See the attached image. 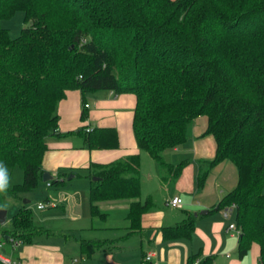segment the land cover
<instances>
[{
    "label": "trees",
    "instance_id": "1",
    "mask_svg": "<svg viewBox=\"0 0 264 264\" xmlns=\"http://www.w3.org/2000/svg\"><path fill=\"white\" fill-rule=\"evenodd\" d=\"M18 10L26 24L18 37L0 25V161L21 167L24 181L0 191V208L7 209L4 193L19 198L42 180L46 139L67 91L132 93L138 147L172 180L189 161L170 163L165 152L187 141L195 118L208 117L205 134L217 152L201 163L198 187L224 160L235 165L237 185L214 210L235 203L239 255L256 243L264 264V0H0V20ZM84 138L91 150L118 147L114 128ZM90 170L92 217L108 216L101 202H128L129 233L138 230L151 205L140 201V156ZM64 182L58 175L46 183ZM194 222L164 227V236L189 237ZM48 231L25 205L11 229L0 224L2 239L27 244ZM101 246L82 242L81 252Z\"/></svg>",
    "mask_w": 264,
    "mask_h": 264
},
{
    "label": "crops",
    "instance_id": "2",
    "mask_svg": "<svg viewBox=\"0 0 264 264\" xmlns=\"http://www.w3.org/2000/svg\"><path fill=\"white\" fill-rule=\"evenodd\" d=\"M84 103L88 105L86 109ZM136 106L137 98L132 93L67 91L57 105L58 128L46 139L48 150L43 170L52 177L59 175L65 181L70 175L75 178L80 175V170H87L89 200L91 164L107 165L129 155H139L140 201L151 202L150 209L141 217L140 228L129 233V221L126 220L128 202L99 203L100 210L108 214L101 219L92 217L89 200V219L84 224L71 228L44 227L49 231L36 235L30 244L0 237V253L4 258L21 264H146L144 259L150 253L152 264H187L191 257L196 256L195 263L198 261L199 264L207 258L210 259L208 264H260V247L256 243L250 246L245 257H240L239 237L228 229L231 223H235V214L225 217L224 209L214 210L237 185L235 165L224 160L211 169L204 187H198L201 163L213 159L217 152L214 136L205 134L208 117L201 115L195 118L189 125L187 141L165 152L164 156L170 163L189 161L178 178L172 180L163 177L158 163L138 147L133 129ZM89 128L116 129L118 147L89 149L84 138V132ZM60 186L52 188L57 190ZM174 197L182 199L178 207L168 204ZM16 205L19 209L22 207L18 201ZM71 209V220L82 222L80 217H84L73 215L76 208ZM205 210L207 214H200ZM193 216L194 229L189 237L168 239L164 236V227L176 226ZM113 219L114 223L111 222ZM102 230H114L116 238L103 242L105 240L97 237ZM117 231L121 232L120 241L117 240ZM84 232L89 236L85 237ZM89 241L102 243L101 248L90 255L81 252V243Z\"/></svg>",
    "mask_w": 264,
    "mask_h": 264
},
{
    "label": "rangeland",
    "instance_id": "3",
    "mask_svg": "<svg viewBox=\"0 0 264 264\" xmlns=\"http://www.w3.org/2000/svg\"><path fill=\"white\" fill-rule=\"evenodd\" d=\"M25 14L23 11L18 10L12 16L6 17L0 20V25L9 31L12 38H16L20 35L23 27H25ZM0 166L7 169L8 183L7 186L12 188L17 184H21L24 181V172L19 166L11 167L5 162L0 161ZM80 175L73 179H66L65 184L60 186L57 190L46 186V182L40 181L38 186L31 190L20 192L19 198L4 193V202L7 209V228H12L13 217L18 211L16 202L18 201L19 207L24 205V202L28 208L32 210L34 221L37 225L45 228H61V227H72L73 225L84 224L89 219V200H88V188H89V176L87 170H80ZM264 190V189H263ZM48 198V200H47ZM18 199V200H16ZM43 204L45 208L38 210L37 205ZM71 208L73 215H81L84 218L81 221H72ZM114 214V213H113ZM235 212L232 211L231 217L234 216ZM100 222V221H99ZM114 223V219L111 221ZM101 223V222H100ZM117 240L120 241L118 232ZM45 234V232H41ZM83 235L89 236L88 233L84 232ZM97 236L105 240L103 242L114 240V230L112 231H99Z\"/></svg>",
    "mask_w": 264,
    "mask_h": 264
},
{
    "label": "built area",
    "instance_id": "4",
    "mask_svg": "<svg viewBox=\"0 0 264 264\" xmlns=\"http://www.w3.org/2000/svg\"><path fill=\"white\" fill-rule=\"evenodd\" d=\"M86 107H88V105L86 104L85 105ZM93 130V128H89L87 129V132H91ZM48 187H51L50 183H46ZM168 204L172 207H178L179 205L182 204V199L180 197H174L172 198ZM45 206L43 204H39L38 205V209H43ZM235 209V203H232L231 206L227 207L224 209V216L225 217H228L232 214V211ZM228 229L230 231H233L235 232L237 235H239V229L237 228L236 224L235 223H231L228 227ZM144 262L146 264H152V254H147L145 259H144ZM0 264H21L20 262L18 261H12V260H9V259H6L4 258L1 253H0ZM195 264H199V262L197 261Z\"/></svg>",
    "mask_w": 264,
    "mask_h": 264
},
{
    "label": "water",
    "instance_id": "5",
    "mask_svg": "<svg viewBox=\"0 0 264 264\" xmlns=\"http://www.w3.org/2000/svg\"><path fill=\"white\" fill-rule=\"evenodd\" d=\"M74 177V175L72 174V175H70L69 176V180L70 179H72ZM53 177H52V175L49 173V172H44L43 174H42V181H44V182H47V181H49V180H51ZM98 179V177H94L93 178V180H97ZM27 202H29L28 200H26L24 203H27ZM7 209L6 208H0V224L1 225H5L6 223H7ZM200 214H207V211L205 210V211H202Z\"/></svg>",
    "mask_w": 264,
    "mask_h": 264
},
{
    "label": "clouds",
    "instance_id": "6",
    "mask_svg": "<svg viewBox=\"0 0 264 264\" xmlns=\"http://www.w3.org/2000/svg\"><path fill=\"white\" fill-rule=\"evenodd\" d=\"M8 183V173L7 169L0 166V191L4 190Z\"/></svg>",
    "mask_w": 264,
    "mask_h": 264
}]
</instances>
